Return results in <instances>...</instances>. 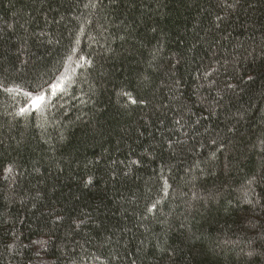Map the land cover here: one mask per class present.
Returning <instances> with one entry per match:
<instances>
[{"label":"trees","instance_id":"obj_1","mask_svg":"<svg viewBox=\"0 0 264 264\" xmlns=\"http://www.w3.org/2000/svg\"><path fill=\"white\" fill-rule=\"evenodd\" d=\"M40 256L264 264V0H0V264Z\"/></svg>","mask_w":264,"mask_h":264},{"label":"rangeland","instance_id":"obj_2","mask_svg":"<svg viewBox=\"0 0 264 264\" xmlns=\"http://www.w3.org/2000/svg\"><path fill=\"white\" fill-rule=\"evenodd\" d=\"M72 73H74V71H73V69H69V67L66 70H63V72H61V74L57 77V79L50 86H48L46 90H44V91H47V94L46 95L43 94L44 95V101H42L39 108H37L35 106H31L32 102L28 99V97H26L24 99L25 104H27L26 107L24 104V107H22V108H28L29 110L27 112H33V111L37 112V111L44 109L45 106L49 103L50 98H52V97L55 98L57 95H59L61 93L60 91L62 89L63 90H64V88L66 89V87L69 85V82H67V81L70 78ZM42 91H40V92H42ZM21 94L24 95L23 93H21ZM34 96H36V95H34ZM42 243H43L42 241H40V242L38 241L36 243V249L38 252H40V250L42 249V246H43ZM38 256H39V254H38ZM37 264H49V263L46 259H44L42 256H40V258L38 257Z\"/></svg>","mask_w":264,"mask_h":264},{"label":"snow or ice","instance_id":"obj_3","mask_svg":"<svg viewBox=\"0 0 264 264\" xmlns=\"http://www.w3.org/2000/svg\"><path fill=\"white\" fill-rule=\"evenodd\" d=\"M25 96L28 97V99L32 102L31 106H35L37 108H39L42 101H44V95L43 94L33 96L30 93H25ZM28 110H29L28 108H22L21 112L24 113V112H27Z\"/></svg>","mask_w":264,"mask_h":264}]
</instances>
